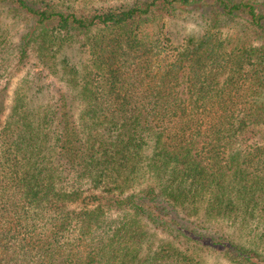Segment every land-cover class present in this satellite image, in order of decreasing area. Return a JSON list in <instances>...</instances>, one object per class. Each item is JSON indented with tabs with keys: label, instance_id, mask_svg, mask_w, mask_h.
<instances>
[{
	"label": "trees",
	"instance_id": "1",
	"mask_svg": "<svg viewBox=\"0 0 264 264\" xmlns=\"http://www.w3.org/2000/svg\"><path fill=\"white\" fill-rule=\"evenodd\" d=\"M0 3L64 84L0 89V264H264V0Z\"/></svg>",
	"mask_w": 264,
	"mask_h": 264
},
{
	"label": "rangeland",
	"instance_id": "2",
	"mask_svg": "<svg viewBox=\"0 0 264 264\" xmlns=\"http://www.w3.org/2000/svg\"><path fill=\"white\" fill-rule=\"evenodd\" d=\"M25 30L26 22L16 18L10 7L0 3V89L6 84L9 85L6 90L8 106L11 105L18 87L25 86L26 80L40 71L43 84L47 87L41 93L44 98L52 99L50 95L56 96L57 90L64 86L59 78L44 70L33 51H30L29 56L20 59V36ZM167 30L178 43L186 36L199 33L202 28L199 22L189 17L173 19L168 22Z\"/></svg>",
	"mask_w": 264,
	"mask_h": 264
}]
</instances>
